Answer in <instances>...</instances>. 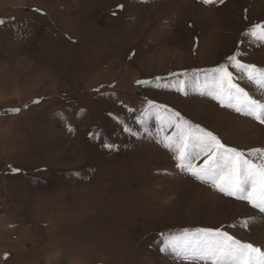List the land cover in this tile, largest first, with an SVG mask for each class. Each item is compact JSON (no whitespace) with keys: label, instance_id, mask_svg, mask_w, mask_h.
Wrapping results in <instances>:
<instances>
[{"label":"rangeland","instance_id":"374dc122","mask_svg":"<svg viewBox=\"0 0 264 264\" xmlns=\"http://www.w3.org/2000/svg\"><path fill=\"white\" fill-rule=\"evenodd\" d=\"M0 19V264H205L164 250L197 228L264 250V213L177 167L148 104L264 149V124L201 94L237 50L264 69L245 35L264 0H0Z\"/></svg>","mask_w":264,"mask_h":264},{"label":"snow or ice","instance_id":"6c2138e0","mask_svg":"<svg viewBox=\"0 0 264 264\" xmlns=\"http://www.w3.org/2000/svg\"><path fill=\"white\" fill-rule=\"evenodd\" d=\"M213 2L214 0H203L205 4ZM219 2L224 3V0ZM117 8L122 9L123 5H117ZM3 23L4 20L0 19V24ZM245 35L264 44V24L251 26ZM240 55L237 50L227 57L226 63L204 70L206 86L201 94L209 95L221 106L231 108L264 124V101L254 99L235 82L237 79L246 78L264 92V69L241 62L238 58ZM229 68L235 69L241 75L234 76ZM180 85L178 90L183 92L184 82L181 81ZM148 104L150 108L163 109L171 113L168 126H174L176 131L172 136H164L163 144L165 148L174 152L177 167L201 182L210 183L225 196L247 201L253 209L264 213V149H250L246 153L227 147L212 132L199 125L190 124L179 112L154 104L152 101ZM10 111L18 112L19 109ZM138 122L143 125L144 118H138ZM124 130L131 131L127 127ZM201 157L203 163L193 162ZM11 170L19 171L15 168ZM164 250L170 251L181 260L205 261V264L209 261L210 264H264V250L251 243L242 242L221 229L183 230L179 235H173L168 239Z\"/></svg>","mask_w":264,"mask_h":264},{"label":"bare ground","instance_id":"6f19581e","mask_svg":"<svg viewBox=\"0 0 264 264\" xmlns=\"http://www.w3.org/2000/svg\"><path fill=\"white\" fill-rule=\"evenodd\" d=\"M254 228V227H253Z\"/></svg>","mask_w":264,"mask_h":264}]
</instances>
